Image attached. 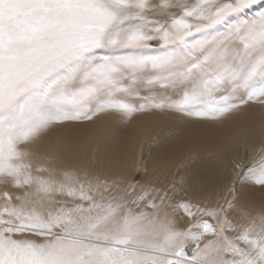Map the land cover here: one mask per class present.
Here are the masks:
<instances>
[{
  "label": "snow or ice",
  "instance_id": "1",
  "mask_svg": "<svg viewBox=\"0 0 264 264\" xmlns=\"http://www.w3.org/2000/svg\"><path fill=\"white\" fill-rule=\"evenodd\" d=\"M249 109L259 142L212 186L96 174L59 134ZM0 186V264H264V0H0Z\"/></svg>",
  "mask_w": 264,
  "mask_h": 264
},
{
  "label": "bare ground",
  "instance_id": "2",
  "mask_svg": "<svg viewBox=\"0 0 264 264\" xmlns=\"http://www.w3.org/2000/svg\"><path fill=\"white\" fill-rule=\"evenodd\" d=\"M107 119L118 122L112 117H101L96 122ZM92 124L59 133L64 138V155L71 163L94 172L86 160L92 154L99 161L114 165L104 175L125 174L118 169L120 164L133 172L139 171L146 182L165 187L182 175H198L209 186L234 180L232 159L237 153L245 155L246 141L258 143L260 138V115L251 109L211 126L176 127L170 118L150 113L137 114L124 124L118 122L107 133H96ZM169 129H174L170 135ZM47 144L45 141L42 150ZM3 190L0 186V191ZM188 195H193L191 190ZM256 196L259 202V193Z\"/></svg>",
  "mask_w": 264,
  "mask_h": 264
},
{
  "label": "rangeland",
  "instance_id": "3",
  "mask_svg": "<svg viewBox=\"0 0 264 264\" xmlns=\"http://www.w3.org/2000/svg\"><path fill=\"white\" fill-rule=\"evenodd\" d=\"M117 124H118V122L109 121L107 119L106 121L96 122V123L92 124V127H96V130H95L96 133H100V132H106L107 133V132L112 131ZM89 158H91V159H89ZM86 160H87L88 165H90L91 167H94V168H92V170L94 172L99 171L103 175L107 170L109 172H111L114 169L113 164L101 162L98 160V158H96V156H94L92 154L88 155ZM118 166H117L118 169H120L125 174L131 172V174L133 176H139V171L133 172L128 167H124V166L121 167L120 164Z\"/></svg>",
  "mask_w": 264,
  "mask_h": 264
}]
</instances>
